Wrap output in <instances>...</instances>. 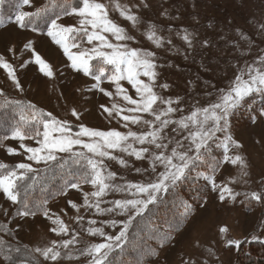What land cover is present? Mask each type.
<instances>
[{
  "label": "snow or ice",
  "instance_id": "6c2138e0",
  "mask_svg": "<svg viewBox=\"0 0 264 264\" xmlns=\"http://www.w3.org/2000/svg\"><path fill=\"white\" fill-rule=\"evenodd\" d=\"M110 4L111 0H109V4L97 2V0H81V6L78 8L69 4L63 9L65 16H78L80 18L79 27L58 23L61 19L58 14L56 18L51 20L47 35L61 46L71 70L82 73L84 77H92L91 87L87 89L88 92H99L108 98L119 96L127 105H131V107H121L116 103H113L111 107L105 104L99 105L100 111L105 113L107 118H119L124 122V128H128L131 124L139 125L141 128L147 126L148 130L139 132L130 129L127 132L104 131L81 124L79 130L74 132L69 122L58 120L51 113H47L48 119L40 121L43 124L42 134L40 131H36L35 136H30L23 128L17 127L12 130L10 137L5 136L3 138V140L19 141V149L27 154V161L37 165L42 162L49 164V162L57 161V153H67L76 157L77 160H87L90 171L81 177L79 182L72 183L71 189L79 190L83 183L90 184L95 190L83 192L82 203L69 200L67 202L68 208L80 212L81 207H83L92 212L93 215L107 217V219L103 221L101 226L88 228V233L92 237L102 238L106 242L85 245L77 250L79 257L85 258L86 264H105L109 251L118 246L119 242L126 237L129 225L137 217L142 216L150 205L157 203L161 192H172L177 197L178 202L186 210H190V204L179 200L180 193L178 191L181 184L190 177L194 181L203 180L210 192L216 194V198L221 203L236 202L241 196L257 203L264 201V191L241 192L231 186L241 182L245 185L249 184L250 173L247 170L249 165L244 155L234 151L242 149V144L234 140L230 134V118L233 114L241 107L247 106L249 110L253 109L252 104L245 105L246 99L255 94L264 100V55L258 58V65H246L244 68L237 69L239 74L233 78L227 91L220 92L217 102L205 107H195L190 115H182L178 119L173 118L176 113H183L184 111L180 107L183 97H167L156 91L157 88L164 91L170 89L168 83H158V68L163 67V65L157 63V56L154 51L129 46L128 42H135L136 38L128 35L124 26L110 18ZM22 5L31 7V0H22ZM111 6L118 13L120 19L130 22L134 27L142 22L139 13L152 8L149 0H136L134 5H122L116 2ZM195 7V0H192V8L195 9ZM43 10V8L38 9L34 14L40 15ZM32 15L33 13L30 12L19 11L15 16L14 23L22 30L26 29L32 22ZM160 15L167 19H178V17L169 16L166 9H162ZM193 19L198 22L199 18L194 16ZM258 26L261 31H264V24ZM209 27H212L211 22H209ZM32 30L36 31L35 28ZM158 31L163 32L164 29L149 22L147 41L156 49H163L168 46L170 51L183 54L185 60L188 59V54L195 50L197 43L201 48L215 47L210 39L197 40L196 33L189 32L186 28L175 30L169 28L167 29L169 33L167 37L158 35ZM236 31L241 38H246V34L240 29ZM173 32L176 37L184 42L188 50L187 53L173 44ZM76 33H82L81 39H86L88 44L96 42V46L89 51L74 53L71 49L80 47L74 42L76 39L74 34ZM109 36L114 38L116 43L111 42ZM220 39L226 40V36H221ZM226 43L231 44L232 42L226 41ZM236 47L239 46L236 45ZM102 49L111 51L106 52ZM9 51L13 50L10 49ZM97 57L102 58L105 64L112 66L113 72L108 76L107 81L110 88H114V91L107 90L102 86L104 69L100 70V75H93L90 61ZM35 63L39 66L42 75L53 76L52 69L39 55L35 56ZM199 66L202 71L209 74L213 71L208 64L203 63V59L199 62ZM0 68L7 70V77L11 78L17 90L22 89V83L18 78L16 69L8 60L0 57ZM142 77L146 78L147 82ZM196 78L201 79L199 75ZM124 81L134 90L136 98L129 95L128 89L122 84ZM188 83L190 88L194 89L195 81H188ZM210 84V81H204L205 87ZM125 112L130 114H124ZM256 112V115L251 116L254 124L258 120H264V104H261ZM143 114H147L153 119H145ZM71 115L76 120L81 119L80 113L75 109L71 111ZM33 118L35 119L34 106ZM218 133L222 134V138L217 135ZM41 135L42 139H38ZM84 138H87V141ZM26 139H35L38 146H27L23 143ZM212 144H215L216 148L222 149V159H216L212 156ZM0 146H2V141H0ZM77 147L92 155L86 156L82 151H74ZM6 152L8 155L20 154L13 147L6 148ZM117 152L120 155L114 154ZM106 161H113L123 169H132L134 173L141 176L146 173L153 174L155 180L134 183L123 181V177H121L123 182H114L117 179V173L108 170L109 165ZM136 162H140L141 166H137ZM5 167V164H0V169ZM202 167L205 170H200ZM15 168L23 170L24 173L35 171L32 164L24 162L17 163ZM161 168L163 170H160ZM221 168L224 169V174H221L218 179L217 174L220 173ZM231 168L239 170V180L236 178L226 179V176H230ZM193 172H195L194 176L192 175ZM23 179L24 175H18L15 170L0 177V191L13 204L19 202V194L15 191V181ZM260 183L264 186V177L260 178ZM63 194L64 191L61 190L60 195ZM113 194H121L122 198L109 199L108 197ZM24 208L26 210L21 211L20 216L35 215L28 209L27 203L24 204ZM44 216L50 218L47 209L44 210ZM119 216H126L127 223L119 226L120 230L117 235H108L105 227L117 228L119 222L116 217ZM83 220L84 216L77 217L78 222ZM87 223L98 225L100 221L90 219ZM52 225L50 231L53 234L57 236L71 235V239H66L62 243L53 241L50 247L35 249L45 260L54 262L61 256L58 249H68L70 245L75 246L79 241L75 232H70L69 227L62 219H53ZM227 232L226 226H220L218 229V235ZM250 242L264 244V239L252 236ZM224 243L228 247L239 249L244 241L228 239ZM3 245L4 241L0 240V246ZM214 252V248H210L209 256L214 255ZM149 258L154 257L150 256Z\"/></svg>",
  "mask_w": 264,
  "mask_h": 264
},
{
  "label": "rangeland",
  "instance_id": "374dc122",
  "mask_svg": "<svg viewBox=\"0 0 264 264\" xmlns=\"http://www.w3.org/2000/svg\"><path fill=\"white\" fill-rule=\"evenodd\" d=\"M47 1L31 0V7L22 6L19 11L32 13ZM78 1L81 3V0ZM97 2L109 4V0H97ZM116 2L122 5H134L136 0H111L109 15L110 18L115 19L116 22L125 27L128 35L136 38L135 42H128L130 47L151 50L156 53L157 63L163 65V67L158 68V83L170 85L168 91L159 88L156 91L167 97H183L180 107L184 111L183 113H176L173 118L178 119L182 115H190L195 107H205L217 102L220 92L227 91L233 78L239 74L237 69L244 68L246 65H258V58L264 55V31H261L258 26L264 24V0H195V9L192 8V0H149L152 8L139 13L142 22L135 27L130 22L119 18L118 13L111 6ZM162 9H166L169 16L178 17V19L162 17L160 15ZM194 16L199 18L198 22L193 19ZM79 19L75 15H63L58 23L78 28ZM14 20L5 25H0V57L8 60L16 69L18 78L22 83V89L17 90L11 78L7 77V70L0 68L1 92L11 98L29 101L37 106L46 117L47 113H51L56 119L69 122L74 132L79 130L81 124L104 131L127 132L130 129L139 132L148 130L147 126L141 128L139 125L131 124L128 128H124L122 120L107 118L106 114L100 111L99 105L101 104L109 107L113 103L121 107H131V105H127L119 96L108 98L99 92H88L87 89L91 87L92 77H84L82 73H76L70 69L61 46L47 35L49 26L44 32L33 31L30 28L22 30L14 23ZM149 22L164 29L163 32L158 31V35L167 37L169 35L167 29L169 28L174 30L186 28L189 32L196 33L197 40L210 39L215 47L201 48L197 43L195 50L189 53L188 59L185 60L184 55L180 52L170 51L168 46L163 49H156L147 41ZM209 22L212 23V27H209ZM237 29L245 33L246 38H241L236 31ZM74 35L76 36L74 42L80 45L79 48L71 49L74 53L89 51L96 46V42L88 44L86 39H81L82 33ZM221 36H226V40L220 39ZM109 39L116 43L111 36ZM172 40L174 45L187 53L186 45L175 36L174 32ZM226 41L232 43L228 44ZM70 42L73 41L70 40ZM236 45L239 47L237 48ZM10 49L13 51H9ZM102 50L111 51L109 49ZM36 55H39L50 66L53 72L52 77H46L40 73L39 66L35 63ZM201 59H203V63L212 68L211 74L201 70L199 66ZM93 62L96 63L98 69L93 70L92 68V72L95 73L93 75H100V70L104 69L102 86L107 90L114 91V88H110L107 81L108 76L113 72L112 66L105 64L103 59L99 57L90 61L91 66H93ZM197 75L201 79H197ZM142 79L146 81V78L142 77ZM205 80L211 82L208 87L204 86ZM188 81H195L194 89L190 88ZM122 84L128 89L129 95L136 98L131 86L126 81ZM73 109L80 113V120H76L71 115ZM124 114L130 113L125 112ZM143 116L145 119H153L147 114H143ZM39 131L42 134L43 124ZM230 134L234 140L242 144V149L234 151L244 155L249 165L247 170L250 173L249 184L245 185L241 182L231 186L241 192L262 191L260 178L264 177V120H258L255 124L253 122L245 123L236 129L230 128ZM217 135L222 138V134L218 133ZM38 139H42V135ZM84 139L87 141V138ZM19 143V141L12 139L5 142L4 146L0 148V164L11 166L20 162L30 163L33 169L38 171L52 163L44 164L42 162L37 165L27 161V154L19 149ZM23 143L27 146H38L35 139H26ZM136 146L139 147V145ZM8 147L16 148L20 154L8 155L6 152ZM74 151H82L86 156L92 155L78 147ZM114 154L120 155L118 152ZM67 155L69 154L57 153L58 158ZM106 163L109 165V171L117 173V179L114 182L145 183L147 180H155L153 174L146 173L141 176L134 173L132 169L121 168L113 161H106ZM136 165L141 166L140 162H136ZM16 171L24 174L23 170L16 169ZM1 173L2 169H0V177H3ZM221 174H224L223 168L217 174L218 179ZM121 177H123V181L120 179ZM228 178L239 180V170L231 168L230 176H226V179ZM200 181L204 182L203 180ZM92 190L95 189L90 184H81L79 190L69 188L64 195L48 203L47 210L50 218H45L44 214L27 217L14 216L16 204L8 201L0 191V222L6 223L16 239L31 248L32 254L40 264H86L85 258L79 257L77 250L85 245L106 242L102 238L92 237L88 233V228L101 226L107 217H97L83 207H81L80 212H76L68 208L67 202L72 200L82 203L83 192ZM108 198H122V196L121 194H113ZM252 202L253 200L241 196L236 202L221 203L216 198V194L210 192L204 205L190 218L184 229L173 238L169 245L163 248L159 256L162 262L158 258L153 264H235L238 250L241 247L245 250L248 249L246 239L249 238L250 241L252 236L264 239V205L254 201L253 208L249 211L248 207ZM255 203L259 205L256 207ZM81 215L84 216V220L78 222L77 217ZM55 218L62 219L69 227L70 232H75L79 243L75 246L70 245L68 249H58L61 256L53 262L45 260L35 249L50 247L53 241L62 243L66 239H71V235L57 236L50 231V227L53 226L52 220ZM90 219H98L100 224L89 225L87 221ZM116 219L119 222L117 228L105 227L108 235H117L120 230L119 226L127 223L126 216H119ZM220 226H226L228 232L218 235ZM125 238L119 242L118 246L113 247L109 254L118 248ZM228 239L242 240L244 243L239 249H236L235 247H228L224 243ZM210 248L215 250L212 256H209ZM0 264L9 263L0 259ZM16 264H37V262H19Z\"/></svg>",
  "mask_w": 264,
  "mask_h": 264
},
{
  "label": "trees",
  "instance_id": "16d2710c",
  "mask_svg": "<svg viewBox=\"0 0 264 264\" xmlns=\"http://www.w3.org/2000/svg\"><path fill=\"white\" fill-rule=\"evenodd\" d=\"M69 4L72 7H78L81 3L78 0H67V3L66 0H48L39 8L44 9L40 15L34 14L38 9L32 12V22L27 28H35L37 32H44L51 20L58 14L65 15L63 9ZM22 6V0H0V25L12 22ZM92 68L98 70L96 63L93 62ZM247 104H252L253 109L249 110L245 106L236 111L230 118L231 129H236L245 123L250 124L251 116L257 114L256 110L264 104V100L253 94L246 99L245 105ZM33 106L35 119L33 118ZM47 119L48 117L29 101L11 98L0 91V141H2V146L8 140H3V138L10 137L13 129L21 127L33 136L42 127L40 121ZM222 155V149L212 145V156L222 159ZM13 170L16 171L15 165H6L1 174L5 176ZM200 170L205 169L202 167ZM89 171L86 159L77 160L76 157L67 155L38 171L22 174L24 179L15 181V191L19 194V202L16 203L14 216H20L19 213L26 210L25 203L35 215H43L48 203L62 196L60 195L61 190L65 194L71 188L72 183L79 182L80 178ZM192 175L194 176L195 172ZM261 188L264 191V186L261 185ZM178 191L179 200L190 204L191 209L186 210L172 192H161L157 203L150 205L142 216L132 222L124 242L108 255L105 264H153L159 258L163 248L184 229L190 218L204 205L210 195V189L204 182L194 181L191 177L181 184ZM253 203L254 201L249 205V211L253 208ZM260 204L264 205V201ZM258 205L255 203L256 207ZM0 233H3L0 235V240L4 241V245L0 246L1 260L9 264L32 263L33 261L40 264L32 254L31 248L17 240L6 223L0 222ZM246 242L248 249L241 247L238 250L235 264H264V244L250 242L249 238ZM150 256L154 258L150 259ZM159 261L162 262V259L159 258Z\"/></svg>",
  "mask_w": 264,
  "mask_h": 264
}]
</instances>
